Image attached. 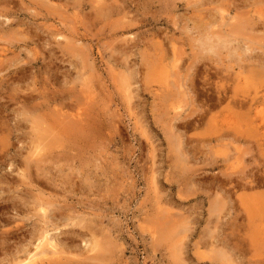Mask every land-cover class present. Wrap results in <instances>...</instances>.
<instances>
[{"label":"rangeland","instance_id":"rangeland-1","mask_svg":"<svg viewBox=\"0 0 264 264\" xmlns=\"http://www.w3.org/2000/svg\"><path fill=\"white\" fill-rule=\"evenodd\" d=\"M262 65L264 0H0V264H264Z\"/></svg>","mask_w":264,"mask_h":264},{"label":"bare ground","instance_id":"bare-ground-1","mask_svg":"<svg viewBox=\"0 0 264 264\" xmlns=\"http://www.w3.org/2000/svg\"><path fill=\"white\" fill-rule=\"evenodd\" d=\"M202 7V6H201ZM208 9V8H207ZM209 34H210V32H209ZM208 35V34H207ZM208 38V37H207ZM206 38V39H207ZM205 39V38H204ZM209 40V39H208ZM204 45H205V47H207L208 46V49H210V51H212L211 50V48L213 47V45H212V43L210 44V41H207V40H205L204 42ZM240 47V46H239ZM247 52V51H246ZM233 54V53H232ZM235 54V53H234ZM231 55V54H230ZM263 66V68H264V65H262ZM189 67V66H188ZM207 75V74H206ZM185 77V76H184ZM198 77V76H197ZM206 79L208 78V76H206L205 77ZM193 79V78H192ZM185 81V80H184ZM205 81H207V80H205ZM178 83V82H177ZM208 83V82H207ZM192 85L194 86V83H192ZM191 85V86H192ZM226 95H227V93H226ZM186 96V95H185ZM229 96V95H228ZM230 98H232V97H230ZM253 99V98H252ZM192 100V99H191ZM231 100V99H230ZM253 103H260L259 101H257V100H251ZM243 103H244V101H243ZM252 103V104H253ZM242 104V103H241ZM245 104H247V103H245ZM211 109V108H210ZM207 110L208 109H206V112H207ZM208 117V116H207ZM179 120V119H178ZM229 125V124H228ZM237 125H239V124H237ZM233 126V125H232ZM230 127V126H229ZM234 127H236V126H234ZM238 128V127H237ZM240 128V127H239ZM238 131V130H237ZM236 131V132H237ZM240 131V130H239ZM229 132H231V131H229ZM238 133L239 132H237V135H238ZM233 134V133H232ZM240 135V134H239ZM217 199V198H216ZM220 199H221V197H220ZM219 204V203H218ZM47 213V212H46ZM45 232V231H44ZM50 234V233H49ZM52 237V236H51ZM42 239H41V244H39L38 246H37V248H35L36 249V252L34 253V254H29L28 256H27V258H26V260H25V262L24 263H22V262H19L18 264H37L38 263V261H40L41 259H42V257L46 254V252H47V250L46 249H44L45 247H48V248H53L54 249V242L52 243V240H50V238H49V236L48 235H43L42 237H41ZM55 239V238H54ZM55 243H56V241H55ZM56 245V244H55ZM59 246V245H58ZM56 250V249H55ZM50 251H51V249H50ZM52 251H54V250H52ZM34 252V251H33ZM57 253H58V251H57ZM60 253V252H59ZM59 253H58V255H59ZM48 254V253H47ZM51 254V253H50ZM26 255V254H25ZM54 256H56V255H54ZM22 257V256H21ZM20 257V258H21ZM224 257V256H223ZM48 258V257H47ZM15 259H16V257H15ZM18 259V258H17ZM16 259V260H17ZM46 259V258H45ZM228 259V258H227ZM20 260V259H19ZM48 260H49V258H48ZM20 261H22V259L20 260ZM42 263V262H41Z\"/></svg>","mask_w":264,"mask_h":264}]
</instances>
